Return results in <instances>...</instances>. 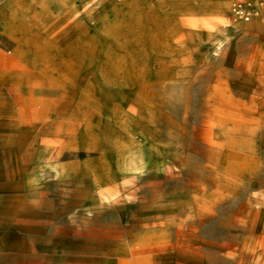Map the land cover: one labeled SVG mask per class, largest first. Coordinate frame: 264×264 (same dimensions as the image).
I'll return each instance as SVG.
<instances>
[{"label":"rangeland","instance_id":"obj_1","mask_svg":"<svg viewBox=\"0 0 264 264\" xmlns=\"http://www.w3.org/2000/svg\"><path fill=\"white\" fill-rule=\"evenodd\" d=\"M0 264H264V4L0 0Z\"/></svg>","mask_w":264,"mask_h":264},{"label":"built area","instance_id":"obj_2","mask_svg":"<svg viewBox=\"0 0 264 264\" xmlns=\"http://www.w3.org/2000/svg\"><path fill=\"white\" fill-rule=\"evenodd\" d=\"M260 4H264V0H259ZM232 14L236 17H239L243 20H249L252 14L254 13V8L244 1L235 2L232 6Z\"/></svg>","mask_w":264,"mask_h":264},{"label":"crops","instance_id":"obj_3","mask_svg":"<svg viewBox=\"0 0 264 264\" xmlns=\"http://www.w3.org/2000/svg\"><path fill=\"white\" fill-rule=\"evenodd\" d=\"M226 6H227V5H226ZM226 6H224V7H226ZM239 22L242 24L241 21H239ZM230 152H233V151H231V150H226V151H225V154H226L227 157L231 155Z\"/></svg>","mask_w":264,"mask_h":264},{"label":"bare ground","instance_id":"obj_4","mask_svg":"<svg viewBox=\"0 0 264 264\" xmlns=\"http://www.w3.org/2000/svg\"><path fill=\"white\" fill-rule=\"evenodd\" d=\"M232 151V150H231ZM230 153H232V152H230ZM240 157V156H239ZM237 158V157H236Z\"/></svg>","mask_w":264,"mask_h":264}]
</instances>
